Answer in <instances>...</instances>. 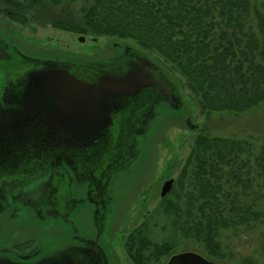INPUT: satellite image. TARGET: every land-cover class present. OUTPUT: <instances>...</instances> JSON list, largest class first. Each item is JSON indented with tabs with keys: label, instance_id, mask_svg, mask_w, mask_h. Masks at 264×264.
<instances>
[{
	"label": "trees",
	"instance_id": "obj_1",
	"mask_svg": "<svg viewBox=\"0 0 264 264\" xmlns=\"http://www.w3.org/2000/svg\"><path fill=\"white\" fill-rule=\"evenodd\" d=\"M81 1V2H80ZM79 4V8H77ZM0 13L84 36L131 40L183 78L207 117L264 106V0H0ZM168 240L153 234L159 219ZM264 226V142L202 128L172 191L128 236L134 264L185 251L225 262L223 235ZM237 264H262L242 257Z\"/></svg>",
	"mask_w": 264,
	"mask_h": 264
},
{
	"label": "rangeland",
	"instance_id": "obj_2",
	"mask_svg": "<svg viewBox=\"0 0 264 264\" xmlns=\"http://www.w3.org/2000/svg\"><path fill=\"white\" fill-rule=\"evenodd\" d=\"M79 36L51 26H42L30 17L26 24H20L0 13V44L8 54L14 56L21 68L30 69L43 63L67 59L87 64L95 60L97 53L106 52L111 39L125 42L148 54L162 66L178 86L182 106L174 108L161 105L149 129L138 135V156L129 168L115 176L108 194L111 199L109 209L103 216H99L102 225L98 223L97 212L91 201L87 200L74 207L68 219L65 216L44 219L33 214L30 207L25 205L18 211L12 208L0 210V248L31 241L35 248H40L38 257L43 259L60 251L92 244L104 253L107 264H134L126 252V240L132 231L148 221L159 208L163 200V184L169 179H178L201 129L208 128L215 136L251 138L260 145L264 142V106L240 115L224 113L207 117L196 101H193L190 91L184 86L183 78L172 72L158 56L131 40L109 36L93 40V36H86V41L82 42ZM0 64L1 101L10 86L8 69L13 66L3 58ZM188 120L197 129L191 130L187 125ZM90 187L89 179L70 183L66 188V197L73 205L89 197ZM155 227L153 236L156 241L169 239L171 228L165 220L160 218ZM222 238L228 247L227 259L218 264H237L242 257L248 256L264 264V226L246 234L226 233ZM187 247V243L181 241L176 254L186 252ZM169 259L157 264H167Z\"/></svg>",
	"mask_w": 264,
	"mask_h": 264
},
{
	"label": "water",
	"instance_id": "obj_3",
	"mask_svg": "<svg viewBox=\"0 0 264 264\" xmlns=\"http://www.w3.org/2000/svg\"><path fill=\"white\" fill-rule=\"evenodd\" d=\"M81 40L85 41V38L82 37ZM2 58L13 67L8 69L9 89L0 101V163H15L16 157L21 156V153L16 151L18 145L27 140L33 141L37 135L31 134L45 128L65 134L59 135V146L67 145L74 149L94 146L106 137L105 134L113 126V113L120 110L125 100L134 98L149 87L151 82L148 76H137L136 70L122 76L104 74L98 82L92 83L74 77L60 62L43 63L30 69L21 68L14 56L8 54L0 44V60ZM176 95L179 97L177 90ZM179 98V103L171 105L172 107L180 108L179 104L182 106ZM12 102L14 105L11 108ZM154 108L155 106H152L151 115ZM153 118L125 119L123 134L118 135L114 145L107 146L110 149L105 151L103 157V160L108 157V162L111 163L108 171L112 173V177L129 168L137 158V137L149 129ZM187 125L191 130L197 128L190 120ZM67 133L71 135H66ZM110 136L107 135V142ZM94 160L93 164L103 163L99 158ZM174 184V179H169L163 184L162 198L167 197ZM37 264L107 263L104 253L88 244L82 248L60 251L51 257L43 258ZM167 264L218 263L197 252L186 251L173 255Z\"/></svg>",
	"mask_w": 264,
	"mask_h": 264
},
{
	"label": "flooded vegetation",
	"instance_id": "obj_4",
	"mask_svg": "<svg viewBox=\"0 0 264 264\" xmlns=\"http://www.w3.org/2000/svg\"><path fill=\"white\" fill-rule=\"evenodd\" d=\"M82 37L86 41V36L80 35V40ZM94 57L95 60L87 64H80L72 59L63 60L60 63L74 77L92 83L98 82L104 74L122 76L136 70L137 76L150 77L149 87L134 98L123 102L120 110L113 113L114 124L105 134L106 137L92 147L74 149L67 145L59 146V135L65 134L54 129L45 128L42 131L33 132L31 135H37L33 141L27 140L18 145L16 151L20 152L21 156L16 157L15 163H0V210L12 208L18 211L25 205L30 207L29 210L33 214L44 219L54 216H65L68 219L72 209L87 200L91 201L97 212L98 223L102 225V219L99 216H103L109 209L111 199L108 194L115 180V176L112 177V173L108 171L111 167L108 157L104 160L103 157L105 151L110 149L109 144L114 145L118 135L123 134V122L127 118L131 120L147 117L151 120L154 117L153 120H155L161 105L165 107L175 105L179 103L177 102L179 97L182 102L178 86L162 66L135 46L111 39L106 52L97 53ZM176 90L179 97L176 95ZM13 105L12 102L11 108ZM152 106L157 108L153 109V115H151ZM179 106L181 107V104ZM107 135H111L109 142H107ZM93 158H99L103 163L93 164L95 163ZM6 173H8L7 176ZM88 179L91 181L89 197L78 200L72 205L66 197L67 186L78 180ZM70 197L73 198L72 195ZM92 246L99 251L94 245ZM40 253V248H35L31 241L16 243L10 248H0V262L37 264L42 260L38 257Z\"/></svg>",
	"mask_w": 264,
	"mask_h": 264
}]
</instances>
